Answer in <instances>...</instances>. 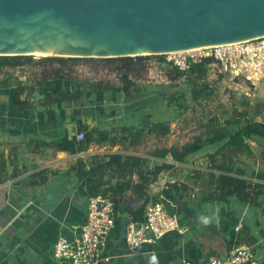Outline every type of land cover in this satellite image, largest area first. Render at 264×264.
I'll use <instances>...</instances> for the list:
<instances>
[{"label":"crops","instance_id":"crops-1","mask_svg":"<svg viewBox=\"0 0 264 264\" xmlns=\"http://www.w3.org/2000/svg\"><path fill=\"white\" fill-rule=\"evenodd\" d=\"M16 75L17 71L11 73L6 85L0 86V264H68L58 261L53 249L60 238L74 239L87 219L89 197L81 191V180L74 169L78 160H87L91 166L119 153L146 158L149 169L168 160L135 151L139 147L111 142H92L81 152L58 150L56 141L65 136L74 139L81 132L79 120L86 129L84 133L108 128L113 129L110 138L118 134L125 136L122 127L138 124L135 116L140 113L136 108L140 99L134 98V92L131 96L107 92L102 114L95 97L83 96L65 103L63 114L54 107L55 118L48 120L45 115L40 121L35 115L28 117L14 104L19 82L14 78ZM22 79L21 82L28 83L25 76ZM153 110L156 119L163 117L160 109ZM262 140L251 143L257 148ZM220 144H205L184 163L174 162L171 170L161 172L148 193L149 202L154 197L163 200L168 213L178 218L184 231H173L156 243L132 247L126 241L128 226L131 222L141 223L145 210L136 218L131 212L119 209L116 219L120 223L109 236L105 253L110 261L106 264H208L214 257L226 260L230 251L241 244L252 248L255 264H264V195L260 206L233 196L225 201L205 199L210 173L215 171L210 169L213 152L207 150ZM260 155L264 164V153ZM243 156V162L255 158V149L253 155ZM202 162L207 164L201 166ZM243 167L247 179L264 184L257 177L264 175L263 170ZM167 183L171 184V192L164 198L160 195ZM147 204L144 198H131L124 206L136 212ZM238 225L241 227L236 230Z\"/></svg>","mask_w":264,"mask_h":264},{"label":"trees","instance_id":"trees-1","mask_svg":"<svg viewBox=\"0 0 264 264\" xmlns=\"http://www.w3.org/2000/svg\"><path fill=\"white\" fill-rule=\"evenodd\" d=\"M163 64L169 65L176 70L178 76L187 73L197 75L202 79L208 72V64L194 65L190 70L183 72L176 69L165 57H159ZM101 61L106 65L113 66L112 70L117 72L120 84L104 83L103 81H92V83L82 82L74 74L73 69L78 63L83 61ZM32 58L24 56H0V73L5 68L23 67L31 65ZM150 56L140 59L135 57L117 58H77V57H46L39 60L35 66H41L42 71L32 73L29 83L19 82L14 92L13 102L28 117L35 115V118L42 121L46 115L48 120L55 118L54 107L63 114V105L79 100L83 96L89 97L96 102L99 113H104V100L107 92H122L126 96H131L135 89V80L143 79L144 74L150 69ZM47 65H51L47 68ZM10 76V75H8ZM8 78L0 81V86L6 85ZM38 97H37V96ZM203 95V91L194 89L189 96L198 99ZM159 110V109H158ZM37 116V117H36ZM75 116V115H74ZM140 114H136L138 120ZM154 119L152 132L161 136H167L171 132V122L163 121L162 117ZM79 131L86 130L82 121H78ZM235 124H239L236 122ZM110 125H113L111 123ZM109 127V126H108ZM219 129V128H218ZM212 127L209 136H200L196 140L183 144L170 146L151 153L152 156L167 161L171 158L175 163H184L190 155L201 151L205 144L222 143L220 148L210 155V169L215 170L210 173L208 183L207 200L225 201L233 196L251 205L260 206V199L264 195V184L253 182L246 178L247 171L238 161L240 155H253L254 147L251 141L264 139V120L250 121L245 123L236 131L229 132L225 129ZM111 130L99 128L95 131L85 133V139L78 142L76 138L68 139L66 136L56 141L54 144L58 150L68 152H81L88 148L92 142H111L117 144L114 137L110 138ZM125 134L124 138L132 136V144H137V138L145 132V125L140 119L138 124H132L121 128ZM137 142V143H136ZM89 161L79 159L74 169L81 180V191L88 197L95 195L110 196L116 204V211L119 209L131 212L140 218L146 206L134 212L131 208L124 206L125 201L131 198H144L146 204L149 202V186L158 180L160 173L175 165L164 162L154 169H146L147 159L140 156H123L114 153L107 161H96L91 166ZM90 166V167H88ZM200 175V174H197ZM106 177H109L106 179ZM258 178L264 180V175L258 174ZM116 181L113 182V179ZM184 185V184H183ZM186 186V184L184 185ZM171 184L167 183L163 189V197L170 196ZM186 189V188H185ZM128 194V195H125ZM154 201L161 200L154 198ZM162 201V200H161ZM139 215V216H138ZM116 219V226H119ZM229 246V245H228Z\"/></svg>","mask_w":264,"mask_h":264},{"label":"water","instance_id":"water-1","mask_svg":"<svg viewBox=\"0 0 264 264\" xmlns=\"http://www.w3.org/2000/svg\"><path fill=\"white\" fill-rule=\"evenodd\" d=\"M264 36V0H0V56L165 55ZM35 54H39L35 55Z\"/></svg>","mask_w":264,"mask_h":264},{"label":"rangeland","instance_id":"rangeland-1","mask_svg":"<svg viewBox=\"0 0 264 264\" xmlns=\"http://www.w3.org/2000/svg\"><path fill=\"white\" fill-rule=\"evenodd\" d=\"M150 57V69L144 74L143 79L135 80L137 90L134 91V98L140 99L136 108L140 110L138 120L144 123L145 132L137 138V144H132L130 135L126 138L121 134L114 135L117 144L139 147L135 151L151 154L156 150L192 142L200 136H209L213 126L216 129L233 132L239 129L246 120H264V78L256 85H252L243 80L233 79L219 66L209 68L202 79L189 73L178 76L175 69L161 63L160 56L150 55ZM50 67L51 65H47V68ZM112 67L101 61L90 60L78 63L73 69L76 71L74 75L82 82L103 81L118 85L120 79ZM16 71L18 76L14 78L17 81H24L20 80L21 76H25L28 81L31 80L32 73H40L42 67L26 65L5 68L1 73L2 79L8 78V75ZM194 89L202 90L203 95L198 99L190 97L189 94ZM155 107L164 113L163 121L170 120L171 122V132L167 136H161L151 130L154 119L156 120L154 117L156 113L153 110ZM236 122L239 124H235ZM263 143L262 140L261 144H257V148L254 146L255 158L251 157L243 162L244 156L240 155L238 157L240 164L264 171V164L260 162V154L264 153ZM221 145L209 148L207 151L214 153ZM205 154L208 155L206 152ZM168 163L173 164L174 161L170 158ZM206 164L207 162H202L201 166ZM171 169L168 168L166 171ZM153 188L154 183L148 189L152 191Z\"/></svg>","mask_w":264,"mask_h":264},{"label":"built area","instance_id":"built-area-1","mask_svg":"<svg viewBox=\"0 0 264 264\" xmlns=\"http://www.w3.org/2000/svg\"><path fill=\"white\" fill-rule=\"evenodd\" d=\"M167 62L176 69L186 72L194 65L210 61L209 68L219 66L233 79L256 85L264 78V36L239 42L192 48L170 52ZM78 142L85 139L84 132L76 134ZM163 197V195H160ZM116 204L110 196L102 194L88 198L87 219L74 239L60 238L54 245V257L68 264H106L110 257L105 250L109 236L116 225ZM241 225L236 227L239 230ZM173 231L183 232L178 218L168 213L163 200H152L146 205L144 220L131 222L126 241L132 247L143 243H156L161 237ZM251 247L235 246L226 260L212 258L208 264H255ZM186 264H191L187 262Z\"/></svg>","mask_w":264,"mask_h":264},{"label":"bare ground","instance_id":"bare-ground-1","mask_svg":"<svg viewBox=\"0 0 264 264\" xmlns=\"http://www.w3.org/2000/svg\"><path fill=\"white\" fill-rule=\"evenodd\" d=\"M35 55H38L39 56V54H35Z\"/></svg>","mask_w":264,"mask_h":264}]
</instances>
